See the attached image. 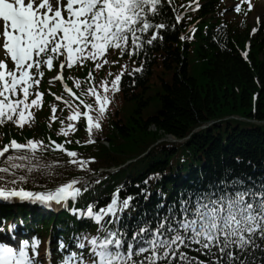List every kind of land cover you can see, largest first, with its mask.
I'll return each mask as SVG.
<instances>
[{"label": "snow or ice", "instance_id": "obj_1", "mask_svg": "<svg viewBox=\"0 0 264 264\" xmlns=\"http://www.w3.org/2000/svg\"><path fill=\"white\" fill-rule=\"evenodd\" d=\"M161 3L162 0H0V48L4 50L0 55V125L11 121L23 127L34 119L31 109L42 104L44 95L37 86L44 68L52 69L54 61L59 63L62 78L66 65L83 64L89 58L96 62L104 58L110 48L119 50L121 56L125 52L129 56H138L145 45H152L156 39L162 38L159 30L166 25L154 23L151 18ZM192 3L195 0H189V4ZM242 4H246V8H242ZM254 6L252 0H239L234 5L237 12L245 13ZM195 7L199 8V3H195ZM180 19L181 15H176V20ZM256 19L257 26L251 30L253 33L258 30L262 17ZM150 30H153L151 35L146 36ZM101 66V63H95V67ZM126 68L127 65L121 68L111 84L107 80L102 82L103 95L95 87L87 89V94L93 95L98 104L97 114H93L94 105L84 100L80 103L85 110L77 108L71 113L69 120L86 118L90 140L78 143L95 142L92 133L102 127L100 120L110 103L108 91L119 90ZM142 71L141 62L131 69V74ZM89 76H92L91 71ZM79 84L77 79L76 85ZM64 88L80 99L67 83ZM51 108V119L56 120V104ZM61 125L59 133L65 135L76 127L74 123L63 126V121ZM49 140V147L62 149L74 158L71 163H78L82 169L87 167L88 160L95 159L79 157L75 150L66 148L63 143L50 137ZM9 149L13 150L7 156L9 164L0 166V171L25 167L31 171L39 165L28 166L15 161L35 159L38 152L46 150L44 141L35 138H27L26 142L12 138L0 148V156ZM20 151L26 154L16 155ZM27 179L26 175L17 174L11 187L0 185V199L28 201L47 207H52L53 203L63 206L69 199H78L84 191L76 178L45 190L15 186L16 181ZM119 193L118 187L110 202L98 210L95 201L90 202L86 210L71 207L74 215L92 220L98 228L95 234L73 235L79 251L71 250L61 238L57 250L62 253V258L57 264H264V182H247L233 177L186 189L176 201L168 204L163 215L157 210L153 219L141 216L131 226L123 223V213L132 206L133 197L129 195L121 199ZM16 227L14 223L8 229L0 225V232L15 237ZM41 242L37 235L17 239L15 245L0 240V264H44L45 260L51 264L50 244L41 256ZM184 248H194L210 260L191 256Z\"/></svg>", "mask_w": 264, "mask_h": 264}, {"label": "trees", "instance_id": "obj_2", "mask_svg": "<svg viewBox=\"0 0 264 264\" xmlns=\"http://www.w3.org/2000/svg\"><path fill=\"white\" fill-rule=\"evenodd\" d=\"M220 6V0H210L202 7L199 18L188 14L181 25L176 20L173 2L162 0L158 12L151 17L154 23L166 25L159 30L162 38L156 39L152 45H145L140 56H125L123 63L105 65L101 71L111 84L123 66L129 67L122 76L119 90L108 91L113 102L103 129L96 131L95 143L81 146L73 138L69 145L85 157L95 159L88 160L87 167L80 169L64 154L45 152L35 159L15 161L28 166L39 165L31 171L27 167L0 171V185L12 186L17 174L26 175L28 179L16 181L15 186L27 188L84 177L100 167L120 166L138 158L167 134L184 138L210 121L216 123L193 133L183 143L164 142L116 174L104 173L102 176H106L95 185L96 189L111 191L125 180L134 192L121 191L122 197L132 195L135 199L137 193L136 203L141 201L144 204L145 196L150 194L152 203L144 208V212L155 215L157 189L161 191L164 204L176 201L178 191L183 188L207 185L225 178H262L264 28L250 39V26L241 25L233 18L223 20L221 11L218 12ZM191 17L197 22V29L183 39L180 31L186 28ZM248 41L251 44L246 58L244 50ZM113 55V59H117L116 54ZM141 62L143 71L131 75V69ZM84 72L80 67L72 70L78 76H83ZM48 102L55 103L52 98ZM45 119L46 109L40 112L35 125L27 127L23 134L27 138H44ZM10 134L23 138L14 127L7 126L1 128L0 140ZM76 137L85 140L86 131L81 128ZM7 164L9 162L4 161V165ZM192 252L202 260H210L201 252L193 249Z\"/></svg>", "mask_w": 264, "mask_h": 264}, {"label": "rangeland", "instance_id": "obj_3", "mask_svg": "<svg viewBox=\"0 0 264 264\" xmlns=\"http://www.w3.org/2000/svg\"><path fill=\"white\" fill-rule=\"evenodd\" d=\"M261 4V3H260ZM262 5V4H261ZM227 6H229V10H227V15L228 16H233L234 15V11L232 9V7L230 8V6H232V3L231 2H227ZM258 14H256V11L254 10H250L249 12L247 13H242L238 16V18L241 20V21H247L251 24H255V20H256V16ZM262 19L264 20V14H262Z\"/></svg>", "mask_w": 264, "mask_h": 264}, {"label": "bare ground", "instance_id": "obj_4", "mask_svg": "<svg viewBox=\"0 0 264 264\" xmlns=\"http://www.w3.org/2000/svg\"><path fill=\"white\" fill-rule=\"evenodd\" d=\"M255 11H256V14H257V13L259 14V13H261V12H262L261 8H259V7H258V8H256V10H255Z\"/></svg>", "mask_w": 264, "mask_h": 264}]
</instances>
